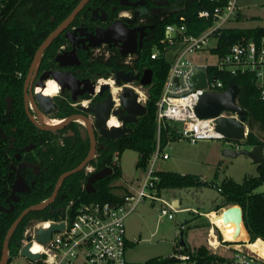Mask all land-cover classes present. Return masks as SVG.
<instances>
[{
  "label": "trees",
  "instance_id": "trees-1",
  "mask_svg": "<svg viewBox=\"0 0 264 264\" xmlns=\"http://www.w3.org/2000/svg\"><path fill=\"white\" fill-rule=\"evenodd\" d=\"M82 0H8L4 2L0 9V126L4 121L9 120L7 114V98H11L13 114L16 113L14 120H18L16 127L23 132V126L20 119L28 121L24 111V85L29 69L36 55V52L47 39L76 9ZM171 7L156 22V27L149 34L145 50L138 53L134 66L127 70L135 71L143 74L146 69H151L153 73L152 84L145 87L148 93L146 102V113L138 118L136 124L132 126V134L116 141H110L108 147L102 150L91 165L96 171L112 168V173L102 181L94 184L95 193L88 194L84 184L87 175L84 171L68 178L64 185L66 186L65 194L67 215H73L79 206L86 203H111L119 206L125 201V198L131 196L130 193L119 195L116 188L112 186V182L122 177L119 166L114 165V157L118 158L127 150L136 151L139 154L137 167L146 169L152 154L156 149L157 143V123H156V103L163 91V86L170 70V64L164 57L165 51L156 60L150 58L153 47L156 45L161 49L160 45L164 38V30L168 24L180 22V17H185L190 34L198 35L209 27V23L198 18V13L202 10L213 11L216 7L227 5L228 0H218L210 2L209 0H170ZM87 12L82 11L83 15ZM81 13V14H82ZM241 19V18H239ZM264 38V28L258 27L254 29H229L222 34L220 45L216 52L224 55L227 54L229 48L243 39L259 41ZM62 38L57 39L45 51L42 57L39 74L45 69V62L53 53L54 45L57 48L63 44ZM112 56L104 60L103 57L97 58L98 63L110 73L117 70L125 69L123 59L116 49L111 50ZM50 58V57H49ZM19 74L22 75L19 78ZM107 75H102L106 77ZM216 76L221 79L225 87L236 85L240 88L238 96V104L247 112L246 124L249 132L244 141L236 142L237 145H245L249 148L256 146L264 147V139L257 134L264 135V100L260 99L259 91L256 88L255 81L251 76L237 75L231 76L225 73H217ZM74 114V110L69 107L68 110L60 111L56 116L57 119H66ZM13 115H11L12 117ZM10 117V118H11ZM15 122V121H14ZM15 124V123H14ZM169 130H161L160 140L165 146L168 142ZM50 137L63 136L64 130L59 132L46 133ZM178 138L173 137L172 140ZM241 149V147H240ZM89 146L86 144L83 150L77 155L72 153L63 154L59 158L61 164L57 168H53L51 177L44 179L41 188L35 193L25 208L37 206L44 203L50 198L53 188L59 177L64 173L75 169L88 156ZM70 154V155H68ZM71 157V159H69ZM2 153L0 150V159ZM258 175L256 177L245 178L243 183H237L232 179H224L219 186H215L223 198V205L217 208H225L227 206H239L243 210L244 228L247 232L250 244L261 240L264 242V192H258V189L264 186V163L257 165ZM160 183L157 185L158 195L165 190L200 188L207 186L208 183L203 182L196 175H182L173 172H157ZM50 208L39 212L29 213L21 222L10 241L9 264L14 256L20 254L21 249L25 245V231L39 222L59 221L65 218V214L53 213ZM208 214V213H207ZM20 213H14L12 217L0 221V262L3 255V243L10 227L19 217ZM184 231V230H183ZM207 250L204 246L200 247L193 255L198 259L207 257ZM30 264H45L42 259Z\"/></svg>",
  "mask_w": 264,
  "mask_h": 264
},
{
  "label": "built area",
  "instance_id": "built-area-1",
  "mask_svg": "<svg viewBox=\"0 0 264 264\" xmlns=\"http://www.w3.org/2000/svg\"><path fill=\"white\" fill-rule=\"evenodd\" d=\"M7 1L0 0V9ZM238 2L239 0H228L227 5L216 7L213 11H200L198 18L210 25L198 35L188 33L189 29L183 16L180 17L179 23L168 24L165 27L164 38L160 42L164 48L161 49L157 45L153 47L150 58L158 59L164 50L166 60L169 53L173 54V62L167 61L170 64V70L161 96L156 103L157 143L148 162L149 168L143 184L137 194L126 197L122 205L115 206L111 203L101 202L86 203L79 206L73 215H67L71 204L65 212L64 219L39 222L28 228L24 233L26 237L24 246L31 245L30 251L33 254H40V259L45 264H75L77 261H80V264H264V258L258 256L248 247L250 242L248 236L247 241H226L223 233L214 226L208 214L211 227L207 234V244L204 247L208 252L207 257L212 258L211 260L198 259L190 251L186 253L185 248L179 243L176 245V252L166 259H153L142 263H132L126 259L128 246L138 243V240L129 241L126 239L125 220L139 203L148 199L162 201L157 189L160 178L153 169L158 159L169 160L170 156L165 152V148L170 145L169 142L173 137L187 139L192 144L203 140H225L226 138L216 130L218 119L220 117L240 119L237 113L229 111L222 112L217 118L201 119L197 116L196 107L206 93H224L227 90L224 82L216 74L251 76L259 91L260 99L264 100V38L259 41L243 39L233 44L224 55L216 52L223 32L234 29L231 26L233 22L242 18ZM212 42L214 45L210 46ZM195 53H206L217 59V62L201 64L187 59L188 55ZM41 59L37 64L32 81L36 79ZM199 75L203 76L206 81L205 86L201 88L195 81V77ZM18 77L21 78L22 75L19 74ZM110 81L113 80L99 79L97 91L103 85L110 84ZM112 86H115V81H113V85L110 84V87ZM126 86L138 95V102L146 106L148 93L143 90V87L134 83ZM40 90L36 87L34 94L26 96V102L32 110L36 109L34 96L39 94ZM138 90L142 91L144 96L141 97ZM86 103L87 101H84L83 105ZM34 120L36 121L35 117ZM244 127L247 134L249 130L246 123ZM162 129L169 130V139L165 146L160 140ZM232 143L236 145L235 149H240L236 142ZM118 162L119 158L116 154L114 165L119 166ZM93 171V167L88 168V173ZM162 202L169 207L172 213L180 212L179 204L175 206L173 203ZM171 212L164 208L161 209L162 216L173 220L174 216ZM62 223L65 225L64 230L54 232L46 245L37 242L38 230L48 229L53 224L60 225ZM183 230L182 226L181 232ZM215 230L219 232L220 240H218ZM244 231L246 232L245 228ZM177 236L180 237L179 231ZM214 242H218L217 245ZM37 244L41 246L40 253L32 251ZM172 258L175 260L171 261Z\"/></svg>",
  "mask_w": 264,
  "mask_h": 264
},
{
  "label": "flooded vegetation",
  "instance_id": "flooded-vegetation-1",
  "mask_svg": "<svg viewBox=\"0 0 264 264\" xmlns=\"http://www.w3.org/2000/svg\"><path fill=\"white\" fill-rule=\"evenodd\" d=\"M170 7V0H90L84 8L87 10L85 15L81 12L82 14L80 13L69 27L59 36L60 40L62 38L64 43L58 48L57 45H54V55L52 53L49 56L50 58L48 57V62H45L43 73H49L50 80L54 81L56 80L54 79L53 74H56L61 83L64 85H72L75 92H73V90H68L67 87H62L56 81L60 86V90L51 98L57 105V109L51 114H47L43 111L37 104L36 95L38 94L34 96L36 109H30L26 102V96H29L31 93L34 94L36 87L45 91L48 88V82L50 81H43V87L38 86L39 79L43 74H39L38 70L36 79L31 81L27 93H24V111L29 123L24 119H20L23 126V132L15 126L16 123L18 124V120H14L16 113L13 114V107L9 111L7 109L9 120L7 122L4 121L3 126H0L2 130V136L0 137V150L2 153V158L0 159V221L6 219L7 222L8 218L12 217L14 213L19 212L21 215L26 209H28L25 208V205L30 202L33 195L41 188V185L43 184L42 181L51 177L50 174L53 172V168H57L61 165L59 163V158L62 154L64 156L66 153L70 152L73 155H77L79 151L83 150L86 144H88V151L90 152L92 143L90 130L88 124L84 120L73 121L63 129L65 131L63 136L60 135L53 138L46 134L48 132L41 131L37 128L35 123L52 126L59 125L69 119V117L61 120L57 119L56 116L60 111H66L71 107L74 110V114L71 116H83L94 129L93 133L96 142V153L93 160L96 159L102 150L108 147L109 142L112 140L105 139L99 130L95 129V115L91 112H82L78 110L77 107L93 108L95 105L102 103L111 96L113 109L107 119L106 127L107 129H110L108 128L110 126L109 122L113 117L118 121L120 128L123 126L120 118L114 115V111L122 108L120 97L124 88L127 87V84L122 83L118 86L115 83V87L119 91L116 94H113L110 84H105L108 85V90L101 92L100 88L99 91H97V81L102 78L104 81H108V79L114 81L115 72L120 71L133 73L134 75H143L127 69L134 66V61L136 60L138 53L145 50L149 34L156 27L155 21H158V19L165 14ZM117 21L122 23L130 21V23H126L130 30L143 29L144 32L137 33L138 41H140L141 34L143 35V38L142 46L138 47V51L135 54L126 57L120 55L123 59L122 63L127 68L110 73L105 71V68L98 63L97 58L103 57L104 60L109 59L112 56L111 50L116 49L118 51L117 47L102 45L99 48H92L90 46L91 40L88 39L91 36H94L98 29L105 30L108 27L113 26ZM68 32L70 33V37L67 38L66 34ZM60 55H64L63 65L56 60ZM102 75L107 76L102 77ZM134 84L139 83L135 82ZM91 87L94 88L93 94L85 93L80 95L84 89H90ZM74 93L78 98L76 103L72 101ZM84 101H87L86 105H83ZM28 113L31 115V119L35 123L31 121ZM11 115L13 116L11 117ZM41 115H45L55 122L46 124L40 119ZM34 117L36 118V121L34 120ZM134 124L136 123H130L127 127L132 129ZM69 159H71V157H69ZM91 162L84 170H82L88 176L87 180L91 174L100 172L96 171L95 167L91 165ZM90 167H93L94 171L88 173V168ZM87 180L84 187L86 186ZM58 181L53 188L50 198L44 203L51 199ZM64 182L60 185L55 200L47 207L50 209L53 208V210H51L53 213L63 214V210L66 212L65 203L67 195L65 194L66 186L64 185Z\"/></svg>",
  "mask_w": 264,
  "mask_h": 264
},
{
  "label": "rangeland",
  "instance_id": "rangeland-1",
  "mask_svg": "<svg viewBox=\"0 0 264 264\" xmlns=\"http://www.w3.org/2000/svg\"><path fill=\"white\" fill-rule=\"evenodd\" d=\"M238 7L242 18L233 22L231 26L236 29L264 28V0H239ZM213 45L212 42L210 46ZM187 59L201 64L217 62V59L206 53L191 54L187 56ZM167 61L173 62L172 53L167 55ZM143 90L147 93L146 89L143 88ZM256 132L264 139L263 134ZM169 143L170 145L165 148V152L170 156L169 160L158 159L154 172L196 175L208 185L200 188L163 191L160 197L162 201L172 204L176 200L179 203L180 212L177 213H172L162 201L148 199L137 205L125 220L126 239L138 240V243L128 246L126 250V259L132 263H142L153 259L162 260L173 255L179 243L177 233L178 231L181 233L182 226L185 250L192 254L196 253L200 247L207 244V234L211 227L207 213L223 205L220 192L212 184L219 186L227 178L243 183L245 178L258 175L257 165L249 157L241 155L231 158L223 154L225 149L236 148V145L227 139L203 140L192 144L187 139L179 138ZM240 147L250 149L245 145ZM138 159L139 154L132 150H127L120 156L118 164L122 177L112 182L117 194L124 195L129 191L135 196L139 191L149 165L146 169L138 168ZM258 192H264V186L259 188ZM163 208L173 214V220L162 216ZM232 209H237V206H233ZM209 215L212 218L216 217L214 213ZM215 232L220 240L219 232L217 230ZM244 236L245 233L238 237ZM30 263V260L20 254L14 256L10 262V264ZM75 264H80V261Z\"/></svg>",
  "mask_w": 264,
  "mask_h": 264
},
{
  "label": "water",
  "instance_id": "water-1",
  "mask_svg": "<svg viewBox=\"0 0 264 264\" xmlns=\"http://www.w3.org/2000/svg\"><path fill=\"white\" fill-rule=\"evenodd\" d=\"M90 0H82L76 9L69 15V17L53 32L51 33L47 39L42 43L36 55L33 59L31 67L29 69L28 75L25 80L24 85V93H27L28 87L32 81L33 74L37 67L38 62L43 57L45 51L54 43L55 40L59 38V36L69 27V25L76 19V17L83 11L86 5L89 3ZM125 4V3H123ZM126 23H130L127 21ZM126 23H122L117 21L113 26L108 27L105 30L98 29L94 36H91L88 40H91L90 46L92 48H99L102 45H108L109 47H117L120 55L122 57H126L128 55L135 54L138 51V47L142 46V38L143 35H140V41H138V34L143 33V29L137 30H130ZM69 32L66 34V37L69 36ZM73 54V53H72ZM71 54V55H72ZM57 62L63 65L64 55H60L56 58ZM54 79L62 86L67 87L68 90L75 89L72 85H64L58 79L56 74H53ZM153 73L151 69H147L144 71L143 75H134L133 73H126L124 71L115 72L114 74V81L119 86L122 83L125 84H132L138 82L141 87H147L152 84ZM50 80L49 73H43L39 79L38 86L43 87V81ZM195 81L198 82V86L204 87L206 84L205 78L203 76H196ZM108 85H104L101 87V92L108 90ZM85 93L93 94L94 88L91 87L90 89H84L80 95ZM240 94V88L236 85H230L224 93H206L201 99L196 107V114L201 119L207 118H217L220 114L224 111H229L232 113H237L240 116L239 120L234 118H223L220 117L218 119L217 124V132L222 134L227 140L231 142H239L244 141L247 137L248 133L246 134V130L244 124L247 120V112L238 104V96ZM37 104L38 106L45 111L47 114H51L53 111L57 109V105L53 102L51 97L44 96L42 94L36 95ZM78 100L77 95L74 93L72 97V101L76 103ZM121 105L122 108L119 110L114 111V115L120 118L123 126L121 128L118 127H111L107 129L106 122L111 114V110L113 109V102L111 100V96H109L105 101L100 104L95 105L93 108H83L78 106V110L86 113H93L95 115V129L99 130L101 135L105 139H109L112 141L119 140L121 138L126 137L128 134H132L133 130L128 128L127 125L130 123H137L138 118L145 115L147 109L146 106L140 104L138 102V95L132 91L130 87L124 88L121 97ZM7 109L8 111L12 109V100L11 98H7ZM29 118L31 119V115L28 113ZM84 120L90 130V138H91V149L89 152L88 157L75 169L63 174L56 186L55 192L52 195L51 199L46 202L42 203L37 206H32L26 209L13 223L10 227L5 241H4V248H3V255L0 264H9V242L12 236L14 235L16 229L22 222L25 216H27L31 212H39L45 210L56 198L58 189L60 185L70 176L77 174L78 172L84 170L88 164L93 161L95 158L96 153V142L94 136V129L92 125L88 122L86 118L81 115H74L69 117L65 122L59 125H42L40 123H35L32 119L31 121L35 123L36 127L39 128L41 131L46 132H59L65 129L70 123L73 121H80ZM249 130V129H248ZM249 132V131H248ZM2 136V130L0 128V137ZM223 154L227 157L235 158L238 156H246L249 157L256 165H261L264 163V147L263 146H256L250 149H225ZM112 173L111 168L104 169L100 172L93 173L89 176L85 190L88 194L95 193L96 190L94 188V184L98 181H102L107 176ZM175 206H178V202H175ZM236 206V205H235ZM233 206L225 207L227 210L224 211L223 208H219L216 210L211 211L216 215H220L223 212V218L225 221H232L236 225V230L234 232L235 236L240 234V227L241 225L244 226V215L243 210L241 207L237 206V209H232ZM64 215V210L62 211ZM64 223L60 225L53 224L48 229H40L37 232V242L41 243L42 245H46L54 232L64 230ZM179 244L186 247L184 242V231L180 233L179 237ZM31 245L24 246L21 251L20 255L31 262H35L40 260V254H33L30 251ZM186 253L189 251L186 249ZM175 259L172 258L171 261Z\"/></svg>",
  "mask_w": 264,
  "mask_h": 264
},
{
  "label": "bare ground",
  "instance_id": "bare-ground-1",
  "mask_svg": "<svg viewBox=\"0 0 264 264\" xmlns=\"http://www.w3.org/2000/svg\"><path fill=\"white\" fill-rule=\"evenodd\" d=\"M109 83L113 85V81H110ZM112 89H113V94H116L119 91L115 86H112ZM59 90H60V86L58 85V83H56V81H54V80H50L48 82V88L45 91L40 90V93H42V94H44L45 96H48V97H53L54 95H56L57 92H59ZM138 91L140 92L141 97L144 96L142 91H140V90H138ZM40 119L46 124H50V123L55 122V121H52L50 118H48L45 115H41ZM109 125L112 126V127H118L119 123L113 117L110 120ZM224 211H225V209H224ZM209 214H208V216L211 219L212 223L214 224L215 227H217L223 233L224 238H225L226 241H238V240L247 241V239H248L247 236L248 235L244 231V228H243L242 225L240 227V234L238 236L242 235L243 233H245V236L243 238H239L238 236H235V234H234V232L236 230L235 223L232 222V221H225L222 218L223 217V212L220 215H216L215 218H212ZM217 243L218 242H214L215 245H217ZM248 247L252 251H254L258 256L264 258V242L263 241L258 240L256 243H253V244L249 243ZM32 251L36 252V253H40L41 252V246H39L38 244L35 245V247H34V249Z\"/></svg>",
  "mask_w": 264,
  "mask_h": 264
},
{
  "label": "crops",
  "instance_id": "crops-1",
  "mask_svg": "<svg viewBox=\"0 0 264 264\" xmlns=\"http://www.w3.org/2000/svg\"><path fill=\"white\" fill-rule=\"evenodd\" d=\"M127 193H130V194H132L131 192H129V191H127ZM175 202H177L176 200H174L172 203H173V205L175 204ZM179 204V203H178ZM211 212V211H210ZM210 212H208V214L210 213Z\"/></svg>",
  "mask_w": 264,
  "mask_h": 264
}]
</instances>
